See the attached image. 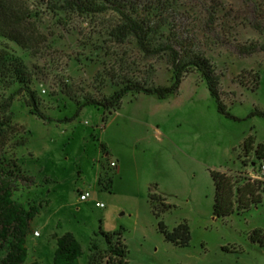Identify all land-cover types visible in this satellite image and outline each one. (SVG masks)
Wrapping results in <instances>:
<instances>
[{
  "label": "rangeland",
  "instance_id": "rangeland-1",
  "mask_svg": "<svg viewBox=\"0 0 264 264\" xmlns=\"http://www.w3.org/2000/svg\"><path fill=\"white\" fill-rule=\"evenodd\" d=\"M63 1L22 0L28 16L21 35H0V55L21 61L35 99L29 105L22 84L0 79V100L12 116L3 149L17 167L11 199L37 208L21 264H53L65 232L80 246L78 264H89L92 245L106 254L101 230L121 232L127 264H264V247L249 238L255 227L264 232V190L259 205L215 218L210 176L215 170L240 183L264 181V156L255 150L264 142V118L251 115L264 111V0H133L171 22L177 50L208 61L237 119L218 111L196 69L164 98L128 92L110 113L88 104L76 114L86 98L108 97L122 78L166 86L173 71L166 56L116 41L115 13L68 9ZM251 44L257 47L247 52ZM248 134L254 144L246 151ZM98 174L106 186L110 177L109 187L97 184ZM163 209L159 217L152 212ZM160 219L167 231L187 224L188 244L165 240ZM95 259L106 264L107 257Z\"/></svg>",
  "mask_w": 264,
  "mask_h": 264
},
{
  "label": "trees",
  "instance_id": "trees-1",
  "mask_svg": "<svg viewBox=\"0 0 264 264\" xmlns=\"http://www.w3.org/2000/svg\"><path fill=\"white\" fill-rule=\"evenodd\" d=\"M22 0H0V35L17 40L23 29L27 11L23 9ZM64 6L68 9H77L82 12L103 13L110 10L117 16V23L113 27L112 36L116 41L122 43L125 40L134 42L137 49L144 56H153L162 54L167 60L173 71V80L169 85H148L131 77L122 78L117 81L118 88L108 97L100 99L86 98L82 104L77 107V112L85 105H95L102 107L104 111L110 113L120 106L121 99L128 93H143L147 95H156L158 98H164L168 94L176 93L185 72L196 69L205 80L209 94L215 99L217 109L227 117H232L222 102L221 93L218 88V76L214 73L208 61L197 55L182 53L174 45L175 39L171 36V22L161 19V14H149L151 9H141L139 2L133 0H64ZM161 5L163 3H160ZM159 4L158 7L162 6ZM26 8V7H25ZM153 9V8H152ZM155 10V8H154ZM162 12V11H161ZM255 44L247 47V52L255 49ZM264 52V43L259 46ZM111 68H109L110 70ZM8 77L9 86L20 83L26 88L30 95L29 105L33 106L35 99L28 88L30 77L20 60L12 56L0 55V79ZM10 103L0 100V264H21L26 258L25 238L29 231V221L37 213V208L31 206L28 209L15 203L11 199L13 185L16 182L17 171L13 159L6 157L7 135L12 130L11 113L8 111ZM251 115H257L264 118V111L255 108ZM105 116V115H104ZM254 144V136L248 134L243 139L244 149L250 150ZM103 147V144H101ZM258 158L264 156V142L256 146ZM210 176L214 187V196L212 204V213L215 218H222L227 215L244 213L251 207H255L262 202V192L264 190V181L249 180L240 183L239 177H232L220 171H210ZM23 178H26V176ZM106 186L101 178L97 176V184L103 188L109 187L110 177ZM234 189L236 197L234 198ZM152 197L148 194V199ZM166 209L170 205L166 204ZM166 209L152 210L156 217ZM159 230L163 233L165 240L178 246L187 245L190 239L189 227L185 223H180L171 231L164 229L162 220L158 221ZM107 243L106 254H101V249L96 245L91 248L99 258L107 257L106 264H127V247L120 241V231L105 232L100 231ZM253 242H257L264 247V232L260 227H255L249 234ZM80 246L71 232H65L56 240V248L53 254V264H78L80 255ZM95 254V255H96ZM95 255L89 256V264H98ZM37 264V263H32Z\"/></svg>",
  "mask_w": 264,
  "mask_h": 264
},
{
  "label": "built area",
  "instance_id": "built-area-1",
  "mask_svg": "<svg viewBox=\"0 0 264 264\" xmlns=\"http://www.w3.org/2000/svg\"><path fill=\"white\" fill-rule=\"evenodd\" d=\"M113 164H114V162H111V165H113ZM260 172L262 174H264V163H262L260 165ZM88 196H89V193L87 191L81 192L79 194V200H86L88 198ZM95 206L102 207L103 206V203L96 201L95 202ZM35 234H37V232H35Z\"/></svg>",
  "mask_w": 264,
  "mask_h": 264
}]
</instances>
